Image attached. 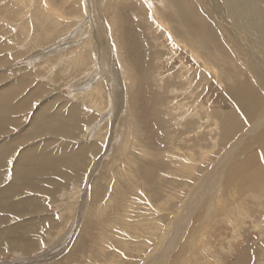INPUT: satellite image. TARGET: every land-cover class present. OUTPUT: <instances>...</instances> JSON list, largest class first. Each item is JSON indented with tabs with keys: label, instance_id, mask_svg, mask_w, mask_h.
<instances>
[{
	"label": "rangeland",
	"instance_id": "rangeland-1",
	"mask_svg": "<svg viewBox=\"0 0 264 264\" xmlns=\"http://www.w3.org/2000/svg\"><path fill=\"white\" fill-rule=\"evenodd\" d=\"M40 1L0 0V109L6 110L4 115L0 112V230L5 233V240L0 236V242L8 244L0 255L2 264H11L9 260L15 257L26 259L14 264H264V202L261 205L247 190L233 193L227 189L232 185L226 187L225 183L237 159L256 151L264 168V150L254 144L261 128L252 131L257 117L244 116L231 92L237 87L236 79L252 85L263 104L258 115L264 112V91L256 82V73H264V49L259 41L254 45L250 35L244 36L245 31L241 33L248 29L245 23L230 19L237 20V32L231 31L233 26L228 21L222 28L233 40L225 34L227 39H223L220 17L210 9L209 18L204 11L209 8L206 0H185L192 27L183 22L176 7L161 6L163 0H52L54 7L50 0ZM36 3L43 12V5L47 6L44 14L50 17V21L45 16L39 22L41 27L34 21L33 13L39 10L38 5L34 9ZM108 5L117 11H106ZM57 9L63 14L61 18ZM115 13L122 24L114 23ZM202 17L206 22L199 21ZM263 21L257 18L256 23L263 26ZM66 23L71 28H66ZM166 23L172 35L167 33ZM201 23L209 30L202 39L196 37L201 36ZM160 28L164 34L159 33ZM47 31L58 36L53 33L43 43L36 36L43 37ZM84 31L89 39L94 40L96 32L100 38V44L87 52L85 40L79 37ZM111 33L115 42L128 46L122 52L129 54L123 58L130 62L131 72L139 73V80L148 84L135 94L120 73L121 59L115 60L117 66L114 61ZM182 38L190 44L180 45ZM61 43L59 49L54 48ZM206 54L211 58L216 54L215 60L210 59L219 64L210 62ZM63 58L70 60V69L60 68ZM202 61L204 66L211 64L212 71L203 68ZM228 72L234 76L227 77ZM149 86L161 87L165 100L159 95L154 98L152 90L149 96ZM172 86L178 91L175 95L167 92ZM183 90L185 100L178 99ZM133 98L140 101L137 107ZM92 100L96 101L90 105ZM67 128L76 133L66 134ZM76 144H82L86 151H79L74 162L71 153L63 154L72 151L65 148L73 149ZM221 159L223 163L218 165ZM16 170H20L18 175ZM229 192L233 204L228 202ZM235 196L242 203L230 208L237 200ZM236 208L247 214L239 225L234 221L239 212L231 211ZM29 215L38 221L28 222L33 219ZM32 228H39V247L27 252L19 245L11 246L13 241L29 240Z\"/></svg>",
	"mask_w": 264,
	"mask_h": 264
},
{
	"label": "bare ground",
	"instance_id": "bare-ground-1",
	"mask_svg": "<svg viewBox=\"0 0 264 264\" xmlns=\"http://www.w3.org/2000/svg\"><path fill=\"white\" fill-rule=\"evenodd\" d=\"M16 1V0H15ZM42 1V0H41ZM40 1V2H41ZM48 1V0H47ZM115 1V0H114ZM204 1V0H203ZM207 1V3L208 4H206V5H208V9H205L204 8V6H202L203 8H204V11L205 12H207L206 14L208 15V17L210 18V16H209V14H210V9L213 11V13L216 15V17H220L218 20L221 22V28H222V26H224V24L225 23H227L228 21L230 22V24L233 26V28H232V32L234 33H236L237 31L235 30V27H236V22H237V20H239L240 22H243V24H244V27L246 26L248 29H245V30H243L242 31V28H241V33H244V31L247 33V34H245L244 36H246L247 38H248V36L250 35L251 37H252V39L251 38H248L250 41H252V43L254 44L255 42L257 43V41H259L260 42V44L261 45H259V46H262L263 47V49H264V24H263V26H262V24L261 23H256V20H257V18H259L260 20H264V7H262V6H260L259 4H258V2L259 3H261L262 5H263V3H264V0H206ZM39 2V1H38ZM106 2V1H105ZM118 2H121V0L119 1L118 0ZM141 2V1H140ZM143 2V1H142ZM141 2V3H142ZM147 2V1H146ZM149 2V1H148ZM147 2V3H148ZM151 2V1H150ZM197 2H199L198 0H197ZM108 3V2H107ZM116 3V2H115ZM144 3V2H143ZM163 4L161 5V4H158V5H161V6H166V8H171V7H176V9H177V12L179 13H181L182 15H181V17H182V19H183V22L186 24V25H189L190 27H192L193 26V20L188 16V14H189V11H188V9H189V6L187 5V4H185L186 2H185V0H179V1H177V0H163V2H162ZM109 4V3H108ZM127 4V3H126ZM130 4H133V2H131ZM152 4V3H151ZM201 4V3H200ZM204 4V5H205ZM37 5H38V11H36V12H34L33 13V16H34V18H36L34 21H35V23H37V25L39 24V22L40 21H43L44 20V18H45V16H47V14H44V12H45V7H47V6H45V5H43V7H44V12H43V9L41 8L42 6H40L39 4H35V6H34V9H36V7H37ZM122 5V4H121ZM156 5V4H155ZM190 6L192 5V2H191V4H189ZM197 5V4H196ZM201 5H203V4H201ZM50 6L51 7H54L55 6V3L54 2H52V0H50ZM106 6V5H105ZM105 6H104V8L103 9H105ZM127 6V5H126ZM142 6V5H141ZM146 6H147V4H146ZM153 6V5H152ZM113 7V6H112ZM129 7V6H128ZM132 7H133V5H132ZM196 7H199V6H196ZM241 7V8H240ZM40 8L42 9V10H40ZM110 8V9H109ZM148 8V7H147ZM154 8V7H153ZM27 9V8H26ZM33 9V8H32ZM116 9H117V7H116ZM115 8L114 9H111V7H109V5L106 7V11L108 10V11H110L111 13L115 10V12L117 11ZM124 9V8H123ZM122 8L120 9V10H123ZM126 9V8H125ZM163 9V8H162ZM247 9H248V11H247ZM28 10V9H27ZM60 10V9H59ZM58 9L56 10V14L58 15V17H60L61 18V16H63V14L62 13H60L59 14V11ZM97 10H98V8H97ZM120 10H118V11H120ZM147 10V9H146ZM155 10L158 12V8L155 6ZM55 11V10H54ZM103 11V10H102ZM131 11V10H130ZM155 11V12H156ZM110 13V14H111ZM114 13V12H113ZM112 13V14H113ZM122 13V12H121ZM120 13V14H121ZM126 13V12H125ZM25 14H27V12L25 13ZM62 14V15H61ZM103 14V13H102ZM122 14H124V13H122ZM131 14V13H130ZM129 13H128V16H131ZM214 14H212L213 16H214ZM262 14V15H261ZM118 15V13L116 14L115 13V15L113 16L114 18H113V21H114V23H116V24H122V21L120 20L119 21V15ZM143 15H147V12L145 11V10H143ZM150 15V14H149ZM158 15V14H157ZM193 15V14H192ZM198 15V14H197ZM255 15V16H254ZM23 16V15H22ZM31 16H32V14H31ZM30 16V17H31ZM49 16H51V15H49ZM97 16V15H96ZM104 16V15H103ZM108 16H109V14H108ZM110 16H112V15H110ZM110 16H109V18H110ZM151 16H152V14H151ZM205 16V15H204ZM92 17V16H91ZM98 17V16H97ZM207 17V16H206ZM207 17V18H208ZM32 18V17H31ZM155 18V17H154ZM158 18H160L161 20H163V18H162V16H161V14H159L158 15ZM237 19L236 21H233L234 19ZM254 19V20H252L251 21V19ZM262 18V19H261ZM103 19V18H102ZM107 18H104V20H106ZM152 19V18H151ZM157 19V18H156ZM230 19H233V20H230ZM26 20V19H25ZM30 20V19H29ZM45 20H49L50 21V17H48L47 16V19H45ZM107 20H109V19H107ZM110 20H112V17L110 18ZM130 20H132V19H130ZM54 22H56L55 23V26L57 25V26H59V24H57V20L55 21V20H53ZM93 21V20H92ZM148 21H149V19H148ZM151 21V20H150ZM200 22L201 21H203V23L204 22H206V19L204 18V17H202V19L201 20H199ZM28 22V21H27ZM62 22V21H61ZM60 22V23H61ZM99 22V21H98ZM104 23H105V21H103ZM155 22H156V20H155ZM219 22V23H220ZM239 22V23H240ZM264 22V21H263ZM51 23V22H50ZM49 23V24H50ZM64 23V22H63ZM102 23V22H101ZM109 23L111 24L112 22L111 21H109ZM124 23V22H123ZM153 23V22H152ZM163 23V22H162ZM165 23V22H164ZM203 23H201V29H200V32H201V36H199V35H196V37L197 38H199V37H201V39L202 38H205V37H207V35H208V32L207 31H209L208 29H207V27H205L204 26V24ZM218 23V22H217ZM216 23V24H217ZM32 24V23H31ZM44 24V23H43ZM48 24V25H49ZM69 24V23H68ZM146 24H147V22H146ZM184 26L183 27V29H184V31H188L187 30V26ZM55 26H53L54 28H55ZM101 26H102V28H103V24H101ZM105 26H106V24H105ZM151 26H152V24H151ZM153 26H156V24H154L153 23ZM159 26H160V23H159ZM241 26H242V24H241ZM250 26V27H249ZM39 27H41L40 26V24H39ZM43 27H45V26H42V28ZM50 27V26H49ZM60 27V26H59ZM59 27L56 29V30H58L59 29ZM66 28H71L69 25H67V23H66V26H65ZM108 27H109V24H108ZM161 27H163L162 26V24H161ZM166 29H167V33H169V34H173L172 32H171V30H170V26L166 23V26H164ZM229 27V26H228ZM228 27H227V29H228ZM41 28V29H42ZM76 28V27H75ZM111 28H112V24H111ZM153 28H155V27H153ZM164 28V29H165ZM250 28H252V29H250ZM65 29V28H64ZM96 29V28H95ZM116 29V28H115ZM152 29V28H151ZM150 29V31H154V30H151ZM231 29V28H230ZM236 29H239V28H236ZM249 29L250 30H252V31H249ZM30 30H32V29H30ZM54 31H56L55 29H53ZM98 31H99V29H97ZM136 30V29H135ZM160 30V32L159 33H162V34H164L165 32H164V30H163V28H160L159 29ZM229 30V29H228ZM256 32H255V31ZM54 31H47V32H44V36L42 37L41 35H37L36 37L37 38H39L40 37V40L41 41H43V43L47 40V39H49L48 37H50V36H52L53 35V33H55L54 35L55 36H58L57 35V32H54ZM66 31V30H65ZM67 31H68V29H67ZM94 31V30H93ZM113 31H114V29H113ZM115 31H118V29L117 30H115ZM149 31V30H148ZM197 31V30H196ZM221 31V30H220ZM223 31V32H222ZM222 31L220 32V35L223 37V39L224 38H226V36L228 37V39H230V40H233V37L231 36V35H228L227 33L225 34L224 32V29L222 28ZM22 32V31H21ZM59 32V31H58ZM106 32V31H105ZM111 32V31H110ZM109 32V33H110ZM136 32V31H135ZM155 32V31H154ZM250 32H252V33H250ZM67 33V32H66ZM84 34H81V36H79L82 40H85V44H84V46H83V48L85 49V51L87 52V50L89 49V48H92L91 46H93V47H96L98 44H100L99 42V40H100V38L98 37V33L96 34V33H94V40H92V39H89V37H88V35H87V32L85 33V31L83 32ZM108 33V34H109ZM37 34V33H36ZM42 34H43V32H42ZM63 34V33H62ZM116 34V33H115ZM188 34V33H187ZM226 36H225V35ZM50 35V36H49ZM104 35V34H103ZM112 35H113V33H111V39L113 38V37H115L114 35H113V37H112ZM118 35H120V34H118ZM150 35H151V32H150ZM241 35V34H240ZM48 36V37H47ZM95 36H97V37H95ZM134 36V35H133ZM169 36V35H168ZM42 37V38H41ZM175 38H176V36H174ZM118 38V37H117ZM149 38V37H148ZM147 38V39H148ZM240 38V37H239ZM116 39V38H115ZM222 39V38H221ZM227 39V38H226ZM235 39V38H234ZM256 39H258V40H256ZM113 41H114V39H112ZM153 40V39H152ZM169 40V39H168ZM168 40H167V42H168ZM177 40V39H176ZM185 40H187V39H185V38H182L181 40H179L180 42H179V44L180 45H185V44H190V42H185ZM236 40V39H235ZM49 41V40H48ZM65 41V40H64ZM69 41V40H68ZM68 41H65V42H68ZM106 41V40H105ZM104 41V42H105ZM122 41V40H121ZM197 41L199 42V39H197ZM206 41V40H205ZM229 41V40H228ZM237 41V42H236ZM235 42L236 43H238V40H236ZM242 41H243V39H242ZM125 42H127V41H125ZM137 42H138V40H137ZM156 42V41H155ZM166 42V43H167ZM194 43H196V39L193 41ZM46 43H47V41H46ZM69 43V42H68ZM76 43V42H75ZM157 43V42H156ZM165 43V42H164ZM171 43V42H170ZM243 43V42H242ZM251 43V44H252ZM63 43H61L60 45L59 44H57V45H55L54 46V48H57V49H59V47L62 45ZM95 44H97L96 46H95ZM108 44V43H107ZM113 44V43H112ZM152 44H153V42H152ZM245 44V43H244ZM259 43H257V45H258ZM71 45V44H70ZM134 45H135V43H134ZM194 45V44H193ZM255 45V44H254ZM63 46V45H62ZM138 46V45H137ZM166 46V45H165ZM186 46V45H185ZM195 46H198L197 44L195 45ZM245 46H246V44H245ZM258 46V47H259ZM108 47V46H107ZM112 47V51L114 52V61L115 60H117L118 58H120L121 60H119L121 63H122V67L120 68L121 69V74L123 75V77H124V80L126 81V83L127 84H129V86H128V89L130 90V91H132L134 94H135V92H137V91H139V90H142V88H143V85H148V84H146L145 83V79H143V80H139V78L136 76V75H138L139 73H137L136 71V73L135 74H133V70H132V72H131V67H130V62L128 61V60H125L123 57L125 56V55H129V54H126V52H122V48L124 47L125 49H127L128 50V46L127 45H123V47H122V44H119V43H117V42H115L114 41V48H113V46H111ZM140 46H138V48H139ZM181 47V46H180ZM190 47H192V43H191V46ZM199 47V46H198ZM197 47V48H198ZM74 48V47H73ZM102 48V47H101ZM106 48V47H105ZM162 48V47H161ZM187 47H185V49H186ZM195 49V48H191L192 50H196V52H201V51H199L198 49ZM255 48V47H254ZM61 49V48H60ZM78 49V48H77ZM84 49H83V52H84ZM104 49V48H103ZM101 50V51H103L102 53L104 54V53H107V52H104V50ZM108 49H109V47H108ZM124 49V50H125ZM200 49H201V46H200ZM204 49V48H203ZM250 49V48H249ZM261 49V48H260ZM262 49V50H263ZM54 50V49H53ZM96 50V49H95ZM136 50V49H135ZM154 50V49H153ZM152 50V51H153ZM192 50H189L190 52H192ZM195 50H194V52H195ZM255 50V49H254ZM42 51V50H41ZM70 51H72L71 49H70ZM101 51H99V52H101ZM108 51H110V49L108 50ZM186 51V50H185ZM188 51V50H187ZM82 52V53H83ZM158 52V51H157ZM204 53L206 52L207 53V51H203ZM239 52V51H238ZM242 52H243V50H242ZM261 52V51H260ZM75 53V52H74ZM82 53H80V55H82ZM154 53V52H153ZM160 53V52H159ZM158 53V54H159ZM244 53V52H243ZM262 53V52H261ZM260 53V54H261ZM68 54H70V53H68ZM89 54V53H88ZM99 54V53H98ZM108 54V53H107ZM142 54V53H141ZM178 54H180V53H178ZM177 54V55H178ZM190 54H192V53H190ZM196 54V53H195ZM200 54V53H199ZM199 54H197L198 55V57H199ZM201 54H203V53H201ZM208 54V53H207ZM206 54V55H207ZM100 55V54H99ZM161 55V54H160ZM173 55V54H172ZM175 55V54H174ZM193 55L194 54H192V57H193ZM196 55V56H197ZM204 55V54H203ZM210 55V54H209ZM263 55H264V53H263ZM67 56V55H66ZM88 56V55H87ZM89 56H91V57H93V55H89ZM97 56V55H96ZM102 57H103V55H101ZM141 55H139V57H140ZM182 55H180V57H181ZM240 56V55H239ZM252 56V55H251ZM260 56H262V55H260ZM259 56V57H260ZM68 57V56H67ZM66 57V58H67ZM91 57H90V60H91ZM142 57V56H141ZM140 57V58H141ZM197 57V58H198ZM207 57H209L208 59H210L211 58V56H208L207 55ZM206 57V58H207ZM216 57V54L214 55V58ZM254 57V56H253ZM64 58H65V56H64ZM62 59V60H65L64 61V65L63 66H60L61 64H59V66H60V68L62 67H64V69H66V68H69L70 69V67H68L67 65H69V63H71L70 62V60L69 59ZM170 58V57H169ZM172 58V57H171ZM173 58H174V56H173ZM172 58V59H173ZM205 58V57H204ZM206 58H205V60H206ZM213 57L211 58L212 60H215ZM94 59V58H93ZM103 59H104V57H103ZM127 59V58H126ZM129 59V58H128ZM194 60H195V58H193ZM200 59V58H199ZM211 59H210V62H213L214 63V65H215V62L216 61H211ZM220 59V58H219ZM262 59V58H261ZM53 60H54V58H53ZM87 60H89L86 56H85V62L87 63ZM142 60V59H141ZM171 60V59H170ZM204 60V61H205ZM245 60H247V58L245 59ZM263 60V59H262ZM156 61V60H155ZM196 61V60H195ZM199 61V60H198ZM264 61V60H263ZM79 62H80V60H79ZM93 62V61H92ZM116 62V61H115ZM118 62V61H117ZM117 62H116V66L118 65L117 64ZM132 62V61H131ZM182 62H183V60H182ZM206 62V61H205ZM208 62V61H207ZM220 63H221V60L219 61ZM258 62V61H257ZM44 64L43 65H45V62H43ZM75 63H76V61H75ZM84 63V61H82L81 62V64H83ZM85 63V64H86ZM95 63V62H94ZM120 63V64H121ZM124 63H125V65H124ZM158 63H159V61H158ZM200 63V62H199ZM201 63H203V66H204V62L202 61ZM209 63V62H208ZM212 63V64H213ZM216 63H218V62H216ZM256 63V62H255ZM261 63V62H260ZM46 64H47V62H46ZM77 64V63H76ZM79 64V63H78ZM96 64H98V63H96ZM115 64V63H114ZM133 64V63H132ZM185 64V63H184ZM184 64H182V65H184ZM205 64H207V63H205ZM219 64V63H218ZM257 64V66H259V64L258 63H256ZM263 64V63H262ZM47 66V65H46ZM53 66V65H52ZM58 66V65H57ZM58 66V67H59ZM75 66H77V65H75ZM82 66V65H81ZM80 66V67H81ZM88 66V65H87ZM120 66V65H119ZM141 66V65H140ZM199 66V65H198ZM203 66H201V67H203ZM210 66L212 67V65L210 64ZM210 66H204L203 68H206V67H210ZM217 66V65H216ZM214 67L213 66V69L214 68H217V67ZM263 66V65H262ZM66 67V68H65ZM134 67V66H133ZM185 67V66H184ZM211 67L209 68V70L211 69ZM219 67H223L222 65H220ZM256 67V66H255ZM26 68V67H25ZM47 68V67H46ZM78 68H79V65H78ZM83 68H84V66H83ZM152 68H154V67H152ZM186 68V67H185ZM223 68H226V67H223ZM222 68V69H223ZM53 69H54V66H53ZM56 69V68H55ZM96 69V68H95ZM94 69V70H95ZM116 69H119V67H117ZM138 69H139V65H138ZM181 69H182V67H181ZM184 69V68H183ZM221 69V70H222ZM254 69V68H253ZM42 70H44L43 68H42ZM67 70V69H66ZM79 70V69H78ZM100 70V69H99ZM179 71H180V69H178ZM218 70V69H217ZM226 70H227V68H226ZM255 70V69H254ZM46 71V70H45ZM77 71V70H76ZM80 71V70H79ZM118 71V70H117ZM116 71V72H117ZM162 71V70H161ZM182 71V70H181ZM211 71H212V69H211ZM214 71V70H213ZM232 71V70H231ZM243 71V70H242ZM2 72V71H1ZM58 72H59V70H58ZM71 72V71H70ZM69 72V70H68V76H70L71 75V73ZM158 72V71H157ZM186 72H188V71H186ZM214 72H216V71H214ZM213 72V73H214ZM223 72V71H222ZM224 72H226L225 70H224ZM230 72V71H229ZM229 72H228V75H227V77H229V76H231V75H233L234 76V74H231V75H229ZM86 73V72H85ZM126 73H131V75L129 76L128 74H126ZM142 73V72H141ZM159 73V72H158ZM161 73V72H160ZM189 73V72H188ZM191 73V72H190ZM218 73V72H217ZM216 73V74H217ZM221 73V72H220ZM233 73H234V71H233ZM118 74H119V72H118ZM198 74V73H197ZM257 75H256V82L259 84V87L264 91V73H262V72H259V73H256ZM160 75V74H159ZM158 75V76H159ZM161 75H162V73H161ZM221 75H226V74H222L221 73ZM220 75V76H221ZM67 76V75H66ZM85 76V75H84ZM155 76V75H154ZM166 76V75H165ZM181 76H182V74L179 72V77L181 78ZM185 76V75H184ZM240 76V75H239ZM254 76H255V73H254ZM125 77H127V79L125 78ZM141 77V76H140ZM215 77V76H214ZM225 77V76H224ZM225 78L226 80H228V78ZM151 78H153V77H151ZM162 79H163V76L161 77ZM180 78L178 79V81L177 82H179L180 81ZM229 78H231V77H229ZM235 79H236V77H234ZM239 78V77H238ZM244 78V77H243ZM159 79H160V77H159ZM159 79L157 78V80H158V82H159ZM188 79V78H187ZM218 79H220V81H222L223 82V80L221 79V78H218ZM224 79V80H225ZM147 80V79H146ZM153 80H154V78H153ZM152 80V81H153ZM236 80H239L238 81V84H235L234 83V85H237V87H233V91H231L232 92V95H233V99L239 104V108H241V110L242 111H244V113H245V115L244 116H246L247 118H250V119H252V118H255V117H257V120L255 121V123H254V125H253V129H252V131L254 130V129H256L255 130V132L258 130L259 131V128H257V127H260L261 129H260V131H259V133L256 135V138H254V136H253V138L255 139V141H254V144L256 143V145H257V143H258V145H260V149H262L263 148V150H264V112L261 114V113H259V114H261V115H258V112H259V110L261 109V107H262V105L263 104H261V102H262V100L260 99L261 97L260 96H258V97H260L259 99L254 95V91H255V88L251 85V86H248V83L246 84V85H244L243 83H244V81L242 80H240V79H236ZM166 81V80H165ZM185 81L187 82V80L185 79ZM195 81V80H194ZM219 81V82H220ZM230 81H232V80H230ZM188 82H190V81H188ZM222 82H220L221 84H222ZM227 82V84H228V81H226ZM233 82V81H232ZM105 83V82H104ZM155 83H156V80H155ZM154 83V85H156V84H158V83H156L155 84ZM160 83V82H159ZM124 84V83H123ZM166 84V83H165ZM230 84H231V82H230ZM163 85V84H162ZM240 85V86H239ZM169 86V85H168ZM225 86V85H224ZM231 86V85H230ZM127 87V86H126ZM156 87H158V85L156 86ZM167 87V86H166ZM173 88L172 89H169L167 92H170V91H172L173 93H174V95L175 94H177L176 92H178V91H176L175 90V88H174V86H172ZM38 88V87H37ZM149 88H150V90H148V93H149V96H150V91L152 90L153 92H154V98H155V95H159L160 97H161V99L162 100H165V98H164V95L162 94L163 92H161V87H160V89H158V88H154L153 86H149ZM165 90V89H164ZM34 90H32V92H33ZM135 91V92H134ZM163 91V90H162ZM166 91H164V92H166ZM184 91V90H183ZM183 91H180L182 94H179L180 96L179 97H177L178 99H182V100H185V99H183V98H185L184 97V95H185V91L183 92ZM147 92V91H146ZM171 92V93H172ZM170 93V94H171ZM183 93H184V95H183ZM189 93V92H188ZM187 93V94H188ZM32 94V93H31ZM145 94V93H144ZM152 94V93H151ZM190 94V93H189ZM258 94V93H257ZM87 95V94H86ZM167 95V94H166ZM173 95V94H172ZM174 95L173 96H171V100H174L175 99V97H174ZM30 96H32V95H30ZM90 96V95H89ZM142 96V95H141ZM176 96H178V95H176ZM188 96V95H187ZM262 96V95H261ZM99 97V96H98ZM134 99H136V98H133L132 99V102H133V104H134V106H136L139 102L137 101V100H134ZM167 100H168V98H167ZM95 101L96 100H92V101H90L89 102V104L91 105L93 102L95 103ZM161 101V100H160ZM162 102V101H161ZM164 102V101H163ZM168 103L170 102V101H167ZM175 102V101H174ZM173 102V103H174ZM98 103V102H97ZM131 103V102H130ZM172 103V104H173ZM181 103V102H180ZM167 104V103H166ZM171 104V105H172ZM175 104V103H174ZM238 104H235V105H238ZM94 105V104H93ZM170 105V106H171ZM179 105V104H178ZM161 106V105H160ZM173 106V105H172ZM171 106V107H172ZM182 106V105H181ZM194 106V105H193ZM92 107V106H91ZM137 107V106H136ZM138 107H140V106H138ZM101 108V107H100ZM174 108V107H173ZM173 108H172V110H173ZM142 109V108H141ZM167 109H169V107L167 108ZM191 109V108H190ZM197 109V108H196ZM199 109V108H198ZM211 109V108H210ZM209 109V110H210ZM234 109V108H233ZM236 109V108H235ZM99 110V109H98ZM166 110V109H165ZM170 110V109H169ZM171 110V111H172ZM237 110V109H236ZM102 111H104V109L102 110ZM127 111V110H126ZM168 111V110H167ZM183 111H184V109H183ZM0 112H2L3 113V115L5 114V112H6V110H2V109H0ZM98 112V111H97ZM139 112V111H138ZM173 112V111H172ZM182 112V111H181ZM189 112V111H188ZM187 112V109H186V114L188 113ZM195 112V111H194ZM197 112V111H196ZM196 112L195 113H192L193 114V116H195L194 114H196ZM199 112V111H198ZM205 112V111H204ZM210 112V111H209ZM10 113V112H9ZM56 113V112H55ZM99 113V112H98ZM238 113H240V112H238ZM242 113V112H241ZM171 114V113H170ZM178 114H180L179 112H178ZM190 114V113H189ZM207 114H209V113H207ZM223 114V113H222ZM3 115H0V117L1 116H3ZM7 115V114H6ZM131 115V114H130ZM174 115H175V113H174ZM219 115V114H218ZM241 115H243V114H241ZM258 115V116H257ZM166 116V115H165ZM172 116H173V114H172ZM188 116V115H187ZM243 116V117H244ZM65 117H67V114L65 115ZM184 117V116H183ZM195 117H197V116H195ZM231 117V116H230ZM245 117V118H246ZM69 118H70V116H69ZM185 118V117H184ZM188 118H189V116H188ZM194 118V117H193ZM192 117H190V119H193ZM199 118V117H198ZM67 119V118H66ZM65 119V120H66ZM179 119V118H178ZM195 119H197V118H195ZM198 120V119H197ZM216 120V119H215ZM247 120V119H246ZM129 121V120H128ZM131 121V120H130ZM182 121V120H181ZM59 122V121H58ZM58 122H56V124H55V129L58 127L57 126V123ZM172 122H173V120H172ZM184 122V121H183ZM230 122V121H229ZM231 122H233V121H231ZM230 122V123H231ZM131 123V122H130ZM178 123V122H177ZM181 123V122H180ZM180 123H179V125H180ZM225 123V122H224ZM197 125V124H196ZM195 125V126H196ZM226 125H229V124H225V127H226ZM183 127V126H182ZM185 127H187V126H185ZM198 127H199V125H198ZM212 127V126H211ZM176 128V127H175ZM210 128V127H209ZM230 128V127H229ZM228 128V129H229ZM218 129V128H217ZM233 129V128H232ZM57 130H58V128H57ZM213 130V129H212ZM220 130V129H219ZM148 131V130H147ZM66 132V134H74V133H76L75 131H74V129H70L69 130V132H68V128H67V130L65 131ZM199 132V131H198ZM195 133V132H194ZM218 133H220V132H218ZM228 133V132H227ZM211 134V133H210ZM225 135V134H224ZM228 136V135H227ZM218 137V136H217ZM242 139V138H241ZM123 140V139H122ZM173 140V139H172ZM238 141H242V140H238ZM46 143V142H45ZM234 144V143H233ZM232 144V145H233ZM239 144V143H238ZM241 144V143H240ZM247 144H249V145H254V144H252V142H248ZM82 145V144H81ZM80 144L79 145H75V147L72 149V146H71V148L70 147H67V148H63L62 146V149H64V150H72L71 152H67V153H65V154H63V156H66L67 154H72L71 156V158H74V162H76L77 161V158H76V154L78 155L79 154V151L82 153L83 151H86V150H84L85 148H84V146H81ZM244 145V144H243ZM249 145H248V147H249ZM258 145H257V147H258ZM234 146V145H233ZM65 147H66V145H65ZM68 148H70V149H68ZM132 148V147H131ZM251 148V147H250ZM254 148V147H253ZM89 149V148H88ZM150 149V148H149ZM234 149V148H233ZM142 150V149H141ZM245 150V149H244ZM2 152V151H1ZM4 152V151H3ZM231 154V153H230ZM22 155V154H21ZM147 155V154H146ZM242 155V154H241ZM256 156H257V160H256ZM239 157V156H238ZM238 161H237V163H235L234 165H232L231 167H230V169H229V171H228V178H227V176H226V178H227V181L225 182L226 183V187H229V185H232V188H227V189H233V193H236V191H242L243 190V192L244 191H248V194H251V195H253L255 198H257L258 199V201H259V203L262 205V203L261 202H264V168L262 167V161H260V158L258 159V155H257V151H256V153H252V154H250L249 156H246V157H243L242 159L241 158H239V159H237ZM68 161V160H67ZM219 162V164L218 165H221L222 163H223V161H222V159L220 160V161H218ZM264 163V162H263ZM19 165H20V163H19ZM264 165V164H263ZM217 168H218V166H217ZM19 171L20 170H16L15 172H17V173H15L16 175H18V173H19ZM68 171V170H67ZM61 172V171H60ZM213 172V171H212ZM70 173V172H69ZM214 173V172H213ZM71 174V173H70ZM67 175H68V173H67ZM16 178V177H15ZM14 178V179H15ZM211 178V177H210ZM17 180H19L18 178H16ZM16 179L14 180V181H16ZM210 181V180H209ZM15 183V182H14ZM35 187V186H34ZM29 188V187H28ZM94 190V189H93ZM103 191V190H102ZM227 191H229V190H227ZM246 191V192H247ZM4 192V191H3ZM229 193H231V192H229ZM238 193V192H237ZM247 194V193H246ZM1 195V194H0ZM4 195V194H3ZM67 196V195H66ZM69 196V195H68ZM234 196V195H233ZM6 197H8V196H6ZM23 197V196H22ZM235 198L237 199L236 201H234V205L233 206H230V208H233V207H237L238 206V203L239 202H241V198H239V197H236L235 196ZM96 199V198H95ZM191 199V198H190ZM227 199V198H226ZM4 200V199H3ZM35 200V199H34ZM68 200V199H67ZM1 201V200H0ZM255 201V200H254ZM5 202H6V200H5ZM229 203H232L233 201H232V193L230 194V196H229V201H228ZM14 203V202H13ZM242 203V202H241ZM245 203V202H244ZM6 204V203H5ZM22 204V203H21ZM233 204V203H232ZM240 204V203H239ZM9 205H11L10 203H9ZM14 205H16V204H14ZM19 205V204H18ZM69 205V204H68ZM39 206V205H38ZM263 207H264V205H262ZM243 207H245V206H243ZM247 207V206H246ZM10 208H12V207H10ZM24 208V207H23ZM229 208V209H230ZM249 208V207H248ZM13 209V208H12ZM11 209V210H12ZM67 209V208H66ZM240 209V208H239ZM238 208H236V209H232L231 211H237V210H239ZM14 211V210H13ZM15 211H17V210H15ZM246 211H247V208H246ZM36 212V211H35ZM237 212H239V211H237ZM248 212V211H247ZM228 213V212H227ZM3 214V213H2ZM44 214V213H43ZM246 215L247 214H245V212H239V217H238V219H234V221H235V225H239V224H241V223H243V221H244V218L246 217ZM30 217H31V219L33 218V216H31V215H29ZM230 216V215H229ZM26 217V216H25ZM29 217V218H30ZM39 217H41V216H39ZM28 218V217H27ZM26 218V219H27ZM42 218H44V217H42ZM180 218V217H179ZM36 218H35V216H34V218L32 219V220H30V221H28V222H30L31 223V221H34ZM41 219V218H40ZM49 219V218H48ZM52 218L50 217V220H51ZM2 220V219H1ZM28 220V219H27ZM37 221H38V219H36ZM43 220V219H42ZM22 221V220H21ZM20 221V222H21ZM44 221V220H43ZM46 221V220H45ZM48 221V220H47ZM27 223V222H26ZM29 223V224H30ZM6 224V223H5ZM23 224V223H22ZM28 224V225H29ZM42 224H43V222H42ZM41 224V225H42ZM181 224V223H180ZM215 224V223H214ZM32 225V224H31ZM34 225V224H33ZM27 226V225H26ZM36 226V225H35ZM16 227V226H15ZM22 226H20V228H21ZM32 227V226H31ZM38 227H39V225H38ZM154 227V226H153ZM37 228V227H36ZM12 229V228H11ZM21 229H23V228H21ZM30 229V228H29ZM39 229V228H38ZM38 229H35V228H32V236L30 237V239L29 240H21V241H17V242H12L11 243V246H14V245H19L21 248H22V250L23 251H27V252H30L32 249H36L37 247H39V245H38V243H37V239H38V237H40V236H38ZM8 230V229H7ZM201 230V229H200ZM25 231V230H24ZM40 232V231H39ZM11 233V232H10ZM78 233V232H77ZM22 234V233H21ZM27 234H28V230H27ZM17 235V234H16ZM30 235V234H29ZM0 236H2L1 238H3L4 240H5V233L3 232V231H1L0 230ZM27 238H28V236H27ZM4 240L2 241V242H0V255L4 252V247H6V246H8V244L7 243H5V246H4ZM16 241V240H15ZM229 242V241H228ZM18 246V247H19ZM201 250V249H200ZM52 252V251H51ZM50 252V253H51ZM56 252V251H55ZM57 253V252H56ZM44 255H49V254H44ZM50 256V255H49ZM43 257V256H42ZM53 257V256H52ZM20 258V257H19ZM18 257H15V260H9L10 261V263L11 264H14V263H16V262H19V261H22V260H25L26 258H22V259H19ZM49 258V257H48ZM1 261V263L0 264H2L3 263V260H0ZM6 261H8V260H6ZM29 261V260H28ZM28 261H25V262H28ZM24 262V263H25ZM4 263H6V262H4ZM8 264V263H7ZM18 264V263H17Z\"/></svg>",
	"mask_w": 264,
	"mask_h": 264
}]
</instances>
